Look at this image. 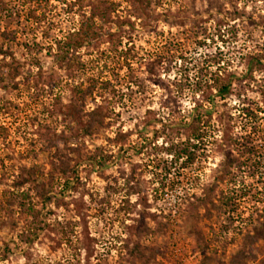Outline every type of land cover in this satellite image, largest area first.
Returning <instances> with one entry per match:
<instances>
[{
    "label": "rangeland",
    "instance_id": "1",
    "mask_svg": "<svg viewBox=\"0 0 264 264\" xmlns=\"http://www.w3.org/2000/svg\"><path fill=\"white\" fill-rule=\"evenodd\" d=\"M95 2L0 0V35H5L0 38V66L22 65L15 80L19 89H9V78L0 83V96L20 109L15 117L0 112V123L10 129L7 142L0 139V155L12 153L15 170L44 163L46 154L39 145L29 153L30 141L44 124L62 131L71 121L63 115L70 113L69 88L86 87L94 79L95 102L88 99L85 110L109 101L111 126L83 141L93 151L106 145L105 137L133 131L122 153L111 147L115 159L103 172L117 177L120 165L127 175L135 170L137 194L124 180L104 181L97 167L84 164L79 187L57 188L59 206L48 204L41 220L0 223V243L7 245L0 264H233L240 252L243 264H264V223L256 220L264 216V3L105 0L114 12L102 22L91 17ZM90 24L98 36L84 38L82 31ZM65 44L76 47L74 56L83 64L71 75L57 60ZM247 55L260 60L253 61L250 76ZM156 57L162 63L150 73ZM218 66L234 74L233 94L214 98L207 143L193 162L182 165V158L176 160L194 144L185 143L177 129L157 138L152 131L159 132L160 124H152L141 136L134 132L142 128L147 110L167 117L160 103L168 92L175 95V83L183 87L176 100L181 115L186 114L192 107L186 108L185 101L193 105L197 99L192 85L207 80ZM200 69L207 74L200 75ZM38 71L56 73L60 81L32 102L23 79ZM173 72L177 78L168 79ZM53 105L50 117L47 111ZM181 115L168 117L166 123L181 120ZM128 124L133 126L125 130ZM225 134L238 141L227 143ZM6 143L14 152L6 150ZM242 144L256 153L245 154ZM225 155L241 163H233L227 176L220 173ZM5 164L12 174L10 163Z\"/></svg>",
    "mask_w": 264,
    "mask_h": 264
},
{
    "label": "trees",
    "instance_id": "2",
    "mask_svg": "<svg viewBox=\"0 0 264 264\" xmlns=\"http://www.w3.org/2000/svg\"><path fill=\"white\" fill-rule=\"evenodd\" d=\"M92 18H98L100 21L109 20L111 13L114 12V5L105 2V0H96L92 7ZM94 24V23H93ZM89 25L82 31L84 38H92L98 36L97 28L94 25ZM5 35H0V38ZM70 45L65 44V52L63 55H58L57 60L60 62L59 68H64L66 73L71 75L76 68L81 69L83 64L74 56L76 53V47L70 48ZM72 54L68 57V52ZM3 51L0 48V54ZM247 64V75H251L252 64L255 60L259 63L260 60L254 56L247 55L245 57ZM162 57H156L148 67V72L152 73L153 66H159L162 63ZM218 64V63H217ZM219 65V64H218ZM226 66H228L226 64ZM22 65L15 63L10 67L0 66V83L9 78L12 81L9 89H19V84L15 81L21 76ZM204 69H200V75L203 74ZM206 72V70H205ZM204 72V73H205ZM207 74V72L205 73ZM205 76V75H204ZM209 77V78H208ZM208 77H204L207 80L197 79L194 82L193 97L197 96L194 101V107L190 108L186 114L181 115V107L176 100L179 98V94L182 93L183 87L175 83L177 91L175 95L173 92L165 95L163 102L160 103V107L167 112V117H155V114L147 110L145 117L142 120L143 126L140 130H135L138 136H141L152 124H160L159 132L152 131L153 138L159 137V134L165 132L167 129H177L179 135L183 136L185 143L194 142L191 145V151H187V148L178 153L176 160L182 158L183 164L188 165L195 159L197 150L204 147L207 143V137L205 130L210 126L212 106H214V98L219 97L224 99L225 97L233 94V81L234 74L225 68V66H218L215 71L208 74ZM60 77L56 73H41L38 71L35 74L26 75L23 79L25 89L27 90L28 98L32 102H36L37 99L45 92V89L53 88L59 84ZM95 80L93 79L88 86H74L69 88L71 94L70 98V113L63 114L68 117L70 123L64 124L63 130L59 133L52 127V125L44 124L40 129V132L36 134V139L30 141L31 151L29 153L34 154L35 149L40 146L39 151L46 154V160L41 165H34L31 167L19 166L15 170V166L12 164V153H6L4 156L0 155V223L15 221H22L23 223H36L41 220L43 209L48 204L53 203L54 206H59L58 197L56 196L57 188H69L76 190L81 184L79 178V168L84 164H88L90 167H97L95 171L105 181L112 180L114 184H118L119 180H124V186H126L130 192L137 194V188L133 185L135 170L130 174H126L122 169L123 165L117 170V177L111 175L106 176L103 172L105 166L108 163L114 162L113 152L111 147H117L119 154L125 150V146L129 143V138L133 131L127 133H117L113 138L105 137L106 145L104 147H96L93 151H89L85 142L86 137H92L100 134L104 130L111 126L110 102L104 101L101 104H95L90 110H85L86 101L89 99L95 102L92 98L93 91L96 88ZM159 87H163L160 83ZM8 89L6 86L3 87ZM210 107H208V106ZM57 105H53L51 110H48V115L53 117L54 109ZM207 106V107H206ZM19 106L10 99L0 96V112L6 116H14ZM246 112L249 117L254 115L250 111ZM184 111L182 112V114ZM181 115V120L166 121L170 116ZM186 116V118H185ZM232 117H228L231 120ZM167 119V120H166ZM63 122H66L63 120ZM9 127L4 123H0V139L5 142L9 135ZM224 139L227 143L237 142L238 139L233 140L227 138V134L224 135ZM246 143H249V139H245ZM7 142V141H6ZM217 141L215 140V143ZM250 144V143H249ZM243 145V144H242ZM6 150L14 152L8 143L4 144ZM245 154L254 155L256 153L254 147H246ZM226 156V155H225ZM230 156V155H229ZM226 156V160L220 167L221 175L227 176L230 174V166L235 163L241 166L236 159ZM36 157V155H34ZM10 163L11 173L6 170L5 162ZM220 180V178L218 179ZM27 186V189L24 188ZM36 201H33V200ZM258 223H264V216L257 215ZM34 237L36 235L34 234ZM28 241V240H27ZM2 243V242H1ZM0 243V252L5 254L7 251V245ZM254 244V241L251 242ZM243 253H239L237 260L233 264H243Z\"/></svg>",
    "mask_w": 264,
    "mask_h": 264
},
{
    "label": "clouds",
    "instance_id": "3",
    "mask_svg": "<svg viewBox=\"0 0 264 264\" xmlns=\"http://www.w3.org/2000/svg\"><path fill=\"white\" fill-rule=\"evenodd\" d=\"M261 3H264V0H261ZM213 51H214V49H213ZM193 75H195V73H193ZM161 78H162V79L164 78V77H163V69H161ZM175 78H177L175 72H173V73L168 77V79H175ZM188 100H190V97L188 98ZM97 103H99V101H97ZM185 107H186V108H187V107H194V105L189 104L188 101L186 100V101H185ZM116 111H120V109L117 108ZM132 126H133L132 124H128V125H126L125 130H128V129L132 128ZM161 142H163V141H161ZM168 159H171V157H168ZM133 200H135V197L133 198ZM21 264H23V261H21Z\"/></svg>",
    "mask_w": 264,
    "mask_h": 264
}]
</instances>
